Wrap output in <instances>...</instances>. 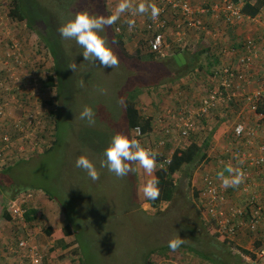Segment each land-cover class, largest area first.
Wrapping results in <instances>:
<instances>
[{
  "label": "rangeland",
  "instance_id": "obj_1",
  "mask_svg": "<svg viewBox=\"0 0 264 264\" xmlns=\"http://www.w3.org/2000/svg\"><path fill=\"white\" fill-rule=\"evenodd\" d=\"M63 1L62 6L57 4L58 0L31 2L33 5L37 4V11L43 17L42 20L37 21L45 22L42 25L38 23L36 30L30 29L26 21L11 19L9 11L13 4L12 0H0V71L1 76L9 78L7 90H0V134H9L13 149H16V151L11 148L6 149L9 153V162L34 155L27 164L20 162L19 166H14L11 177L18 179L21 188L26 189L17 190L12 195L6 192L0 193V210L7 212L5 203L17 194L33 192L34 196L28 207L39 202L37 207L40 210L34 221H27V226L29 228L31 223L32 226L41 229L40 233L43 232L45 239L42 243L45 247L43 246L42 250L47 254V262L52 259L58 264V255L76 247L84 264H144L147 254H150L155 264H214L203 258L204 255L200 256L188 251V247L184 249L185 252L180 249L175 252L167 250L163 253L161 251L150 253V251L154 248H162L173 238L182 239L185 244H194L192 239L194 235L189 230L197 228L199 222L201 223L198 228L200 238L194 245L201 247L198 245L201 239L210 242L207 235L211 234L208 228L203 226L208 218L202 210L201 202L195 197L196 187L193 186V181L198 184L204 172L219 173L224 170V167L218 168L217 165L218 159L223 157L221 152L225 150L228 141L222 143L223 147L217 148L216 158L208 156L209 159L197 161L194 167H186V170L175 173L177 188L173 199L170 202H162L156 207H153L143 195L142 187L152 175L146 173L139 163L135 165L131 162L130 166L135 171L123 178H117L106 167H101V164L105 160L104 150L116 133L129 134L130 139L138 140L143 146L156 150L165 158L170 157L176 147L185 146L186 139L177 137L178 133H173L176 137H172L173 135L168 137L163 146H158L160 137L154 130L139 138L137 132L134 129L130 130L125 121L126 97L128 95L137 97L136 104L141 113L152 117L155 126L160 124V120L166 119V123L167 119H170L168 110L175 111L186 102L193 107L198 106L193 96L195 92L198 94L200 92L199 83L205 84L214 68L222 66L224 63L221 62L224 60L218 65L209 66L208 60L204 58L205 55L200 54L197 62L192 63L189 56L186 63L179 64L183 65L181 67L173 58L175 56H172L181 45L172 42H169L171 47L165 51L166 53L151 57L145 51L146 28L141 25L137 31L130 32L124 22L129 18L127 10L114 23L115 27L107 26L102 33L119 58L117 67L104 68L98 61L96 63L85 61L82 55L83 49L74 40L62 38L58 29L72 17L73 13L82 11L81 9L89 11V7H100L104 2L107 3V8L115 13L120 0H82L76 10L65 12L61 7L66 6L67 2ZM93 1H100V4L95 5ZM223 1L211 0L210 3ZM132 4L133 10L139 5L134 2ZM145 5H149V2ZM98 11L99 9L95 8L94 14L99 15ZM262 15L260 20L264 24V10ZM102 16L107 17L106 12L105 14L102 12ZM210 17L211 14L209 17L206 16V22L209 23ZM211 20L215 21L209 23L213 30L214 26L225 24L220 19ZM243 22L246 21H241ZM118 27L121 28L126 48L133 57L125 56L112 40L110 34L114 33V29L117 31ZM39 31L42 34L48 33L53 44L58 46L59 57L63 58L58 64L59 73H56L61 80L58 87V102L63 105H60L62 113L59 116L63 128L58 132L56 146L54 118L49 112L57 109V88L43 85L49 74H55L53 71L55 59L51 49L43 44ZM261 32L264 37V29H261ZM189 35V39L195 36L194 32H190ZM243 35L245 38L254 37L260 43L261 37L254 33L243 32ZM236 36L237 43L239 40L243 41V36L240 34ZM200 37L208 39L206 36ZM12 40L19 43L23 59L20 65L10 63L8 68L14 67L16 72H14L15 77L10 78L12 71L3 70L2 60L10 50ZM189 44L186 46L191 55V51L198 49L200 45L198 42ZM226 58L234 61L235 56L229 52ZM200 61L204 64L203 70L198 67ZM73 63L78 65L75 72L70 68ZM260 72L264 75V68ZM178 75L181 77L179 81L185 79L181 81L184 84L181 90L189 98L187 101L173 96L177 87L167 80ZM258 77L264 76H256L255 79ZM49 99L51 102L47 103ZM163 103L169 105L166 111L162 108ZM234 103L237 104L236 101L231 104ZM84 106L93 109L95 123L89 124L87 120L80 119V112ZM29 111H34L37 117L32 124L21 126L22 132H19L16 121L25 117L22 123H27L26 117ZM207 123L210 121L205 122ZM205 134L207 133L203 134L202 140L206 139ZM25 135L30 138L29 141ZM193 135L201 134L193 132L191 137ZM172 138L175 141L169 140ZM81 155L88 156L95 163L99 171L98 180H91L84 170L75 166L77 158ZM4 162L5 160L0 161V168L4 166ZM190 172H193V175H190ZM31 185L37 188H32ZM229 193L236 197L238 188H235V191L229 190ZM41 195L47 201L42 202L45 204L40 202ZM11 221L14 222L12 218ZM67 222L76 224L75 234L67 236L64 240H55L53 233L52 235L47 233L50 226L55 231L61 229ZM22 228L28 230L26 227H21L19 228L21 233L24 232ZM35 237L37 236L34 235ZM213 241L215 246L212 251L216 252L218 240L213 238ZM245 242L241 240L240 244L246 246ZM211 245L212 243L202 247L206 249ZM231 250L240 252L236 247ZM54 251L56 255L53 259L51 255ZM243 256L248 260L251 259L249 256ZM258 261L264 264V259Z\"/></svg>",
  "mask_w": 264,
  "mask_h": 264
},
{
  "label": "built area",
  "instance_id": "obj_2",
  "mask_svg": "<svg viewBox=\"0 0 264 264\" xmlns=\"http://www.w3.org/2000/svg\"><path fill=\"white\" fill-rule=\"evenodd\" d=\"M132 2L136 4L149 2V5L155 3L159 8V15L156 19H152L149 8L146 11L148 14H140L130 9L127 20V23L128 21L135 22L131 30L137 31L141 25L146 28L150 50L158 54H163L171 47L166 41L165 34L169 27L167 22L169 17H173L177 42L183 41L188 32L206 30L205 18L209 17V13L214 14V17L225 15L226 19L231 22L246 17L252 19L242 14L239 7L229 0L212 3L209 7L194 4L192 0H132ZM117 30L121 31V28L118 27ZM226 52L235 55V62L224 64L217 69L213 77L215 84L199 99L198 106L193 107L186 102L175 111L168 110L167 114L170 119L164 123L161 131L163 137L157 144L163 146L167 141V136H172L173 133H178L177 137L188 138L196 130L198 122L208 117L213 108L219 105L230 106L236 97H243L245 104L257 115L258 124L249 126L245 120L239 118L233 126V133L225 134V141H228L227 146L223 157L218 159L217 165L218 168L231 165L234 170L242 171L241 183L235 187L224 188L218 172L209 171L203 173L198 184L193 182V186L198 190L204 214L211 220L220 235L233 237L232 239L237 238V240L240 237H247L246 246L239 243L238 245L252 251L257 258L264 259V112L258 110L259 102L264 99V77L258 79V84L252 91L244 93L238 91L252 79L251 70L256 62L264 68V46L258 43V39L248 37L242 51L227 49ZM22 59L19 43L12 40L10 50L6 52L2 60L3 70L12 71L10 78L15 77V68H8V66L11 62L20 65ZM1 75L0 71V90H7L9 78ZM36 117L34 111H29L26 117L28 118L27 123H22L25 117L18 119L16 121L18 131L22 132L21 126L32 124ZM134 130L141 135L139 127H135ZM26 138L30 140L28 136ZM11 140L9 134H0V161L5 160V164L10 160L6 149L14 150ZM169 158H163L158 162V168L165 167ZM228 175L227 173L225 176ZM235 188H238V193L236 197H233L229 190L235 191ZM33 196V192L19 193L6 202L7 212L20 228H28L26 213ZM26 232L25 236L18 238V249L14 248L17 253L24 252L22 256L26 258V261L20 264H44L43 250L33 242L34 234L29 229ZM50 264L57 263L51 260Z\"/></svg>",
  "mask_w": 264,
  "mask_h": 264
},
{
  "label": "trees",
  "instance_id": "obj_3",
  "mask_svg": "<svg viewBox=\"0 0 264 264\" xmlns=\"http://www.w3.org/2000/svg\"><path fill=\"white\" fill-rule=\"evenodd\" d=\"M33 0H12V7L9 11V16H11V19L23 22L26 21L27 26H29L30 29H36L38 30L36 27V25H38V23L41 25L45 22H38L37 20H42L43 17H41V13L39 14V12L37 11L38 6L33 5L31 2ZM106 1V0H104ZM132 1V0H131ZM233 5L239 6L240 12L246 16H250V17H256L258 16L260 13L263 12L264 10V0H229ZM57 2V1H56ZM62 2H64L63 0H58V5L62 6ZM66 6L61 7L62 10L65 12L66 10H76L78 5L82 2V0H66ZM95 3V5L100 4V1H93ZM193 2V0H192ZM60 3V4H59ZM79 3V4H78ZM194 3V2H193ZM215 3V2H214ZM195 4V3H194ZM212 4L209 2L202 4V6H206L209 7V5ZM76 8V9H75ZM95 8L99 9V15H102V12H106V15H112L114 12L111 11L110 9L107 8V3L104 2V4H102L100 7H89V12L91 14H94L95 12ZM82 11H85L87 9H81ZM88 11V10H87ZM80 12V10H79ZM113 12V13H112ZM53 13V11H52ZM128 14L129 10H128ZM145 14H148L145 12ZM178 14V13H177ZM210 14V13H209ZM211 17H214V14L211 15ZM218 18V20L220 19L221 21H223L224 24V29H227L228 31H232V25H234V22H231V20L226 19L225 15H220L219 17H215V19ZM128 20V19H127ZM168 21V29L167 32H165L166 34V41L169 44V42H172L173 44L175 43H179L181 46L178 47L182 49V47H187L186 45L190 43V39L189 36L187 35L185 37V39L181 42H177L178 40L176 39V29H175V24L173 23V17H169L167 19ZM236 21H238L236 19ZM48 22L51 24V22L48 20ZM125 24L127 25L128 29V23L126 21H124ZM206 30L201 31L199 33L202 34V36H209L212 33L216 34V30H213L210 26L209 23L206 22ZM113 27L114 24L112 25ZM52 27V24H51ZM134 30H130V32H133ZM41 31H39V35L41 36L42 40H43V44H45L47 47H49L54 55V59H55V64H54V73L55 74H49L47 79L43 82L44 86L47 87H56L57 88V94H56V100L58 102V95H59V90L58 87L60 86V79L59 77L56 75V73H59L58 70V64H60V60L63 59L62 57H59V49L57 45H54L53 42L51 41V39L49 38L48 33L46 32V34H42L40 33ZM151 34V33H150ZM171 34V35H170ZM213 34V35H214ZM110 36L112 37V40L115 42L116 47L118 49L121 50V52L127 56V57H133L132 54H130V52L127 50L126 48V43H125V38L123 35L122 31H116L114 29V33ZM151 36V35H150ZM149 36V37H150ZM148 39L146 38L145 40L147 42H144L147 46V49H145V51H147L146 53L149 54L151 57H154L155 55H158L157 52H153L150 50L149 44H148ZM245 42H246V38L244 39V41H242L241 45L238 48H235L236 51H242L244 49L245 46ZM190 45V44H189ZM225 45V44H224ZM224 45L221 47V50L225 53V49L226 47H224ZM234 49V48H230L229 50ZM143 50V49H142ZM210 49H206V48H198L195 49L193 51H191V55L190 59L192 61V63L197 62L196 60L199 59L200 54L205 55L204 53H207V51ZM176 51H179L176 49ZM185 58L188 60L189 56L184 53ZM175 59V57H173ZM212 58V57H211ZM214 59V57H213ZM215 60V59H214ZM177 65L178 62L176 61ZM203 65L202 61L199 62L198 67H200V70H203ZM179 66H183V65H179ZM217 69L213 72L210 71V73L212 72V75L214 77V74L216 73ZM209 72V71H207ZM178 78V79H176ZM181 77L178 75L177 77L175 76L174 78H170L167 79L169 82H171V85H175L177 88L174 90L173 92V96H176L177 98L183 100V101H187V95H185L184 93H182L183 91L181 90L183 88V83L181 81H179ZM263 78V77H261ZM166 85V84H165ZM119 86H121V84H119ZM210 88V87H209ZM135 96H131L128 95L126 97V101H125V118H126V123L127 126L130 130L134 129L135 127H139L141 129V135H139L138 137H142L144 135H148L154 128L153 123H152V117L150 116H144L139 107L137 106V102L136 99L137 97ZM189 100V98H188ZM51 102V99H49L47 101ZM62 104H60L58 102L57 105V109H53L49 112V114L51 115V117L54 118V122L53 124L55 125V130H56V135L57 138L55 139V146L57 145L56 143H58V138H59V131L63 128V126L60 124L61 118H59L60 114L62 113V106H60ZM218 107H222L223 105H219L215 108L212 109L211 113H214V111L216 109H219ZM224 109V108H223ZM167 109H165L166 111ZM259 111H263L264 112V99H262L259 102ZM207 118V117H206ZM206 118H202L201 121L202 122H206L204 120H207ZM216 122L214 125H216L212 131H210L209 133H207L206 135V139H203L202 141H199L197 138V135H193L191 137V134L188 138H186V145L185 146H179L176 147L173 151L172 154L169 158V162L165 167H161L158 168L157 163L160 162L161 160H163L164 156L162 154H160L159 152H157L155 150V152L157 153V163H156V169L153 171L154 174H151L152 176H155L158 178L159 180V188H160V196L157 200L155 201H150V204L153 207H156L158 204L162 203V202H170L175 194V189L177 188V184L176 181L174 179V174L181 171V170H186L185 168L187 167H194L195 164L197 163V161L199 160H205V159H209L208 157V147L210 145V143L214 140H218L221 137H223L226 134V131L228 129V124L226 122L225 117L222 114L219 115H215L214 116ZM129 135V134H128ZM191 137V138H190ZM160 139V138H159ZM167 140H168V136H167ZM170 140V139H169ZM172 141V140H170ZM60 142V141H59ZM48 147L46 146V149ZM54 148V146L51 148V150ZM45 149V150H46ZM14 151H16V149L14 148ZM154 151V150H153ZM34 157V155H31L30 157H22L19 160L16 161H12L10 163L5 164L2 168H0V193L3 194L4 192L8 193V194H14L18 191H21L22 189H26V188H21V184L19 183L18 179L12 178L11 176V172L13 170V168H15L14 166H17L18 163L20 164V162L22 163H28L30 162V160H32V158ZM12 163V164H11ZM134 164H138V162H134ZM19 166V165H18ZM221 168V167H219ZM225 169V168H224ZM137 170V169H136ZM190 175H193V172L189 173ZM137 180H138V176H137ZM32 188H37L36 186H32ZM41 187H39L40 189ZM195 197H197V199H199L200 201V197H199V193L198 190H195L194 192ZM55 199V198H53ZM58 201V200H57ZM61 202V201H60ZM201 202V201H200ZM5 203V202H4ZM62 205L64 206V204L62 203ZM30 207V208H29ZM27 213H26V218L28 221H34L36 219V214H37V209L34 206H29ZM5 210L7 211L6 208V203H5ZM9 214V213H7ZM200 214V212H199ZM67 219V218H66ZM201 226V223L199 222V224L197 225V228H192L189 231L194 235L193 236V241L194 244H197L199 237V229ZM205 228H208V231L211 235H207L209 241H204V240H200V243L198 245H201V247H197V245H194L192 243H190V245L188 243H182L180 245V247L178 249L180 250H186L188 247V251H192V253H195L197 255L200 254V256H203V258L211 261L214 264H260L258 260H261L260 258H257V256L250 250L242 247L241 245H238V243L240 244L241 240H245L248 241L247 237H240L238 238H234L233 237H228V236H223L220 235V233L215 229V227L212 225L211 220L208 219L207 223H204L203 225ZM203 227V228H204ZM75 230H76V224L67 222L65 225H63L61 227V229L58 230H53L52 227H50L47 231V233L49 235H52L54 238H56L55 240H64L67 236H70L71 234H75ZM53 231V232H52ZM207 231V232H208ZM189 232V233H190ZM213 238H215L216 240H218L217 243V248L218 250L212 251V248L215 246V242L213 241ZM244 238V239H243ZM212 243V245L209 248H203L202 246H206L207 244ZM182 246V247H181ZM238 248L240 250V252H233L231 250V248ZM177 249V250H178ZM167 250H171L168 247V244L163 245L162 248H154L150 251V253H156L157 251H161L162 253L167 251ZM184 250V252H185ZM51 255V254H50ZM55 251L52 252V257L54 259L55 256ZM243 255L245 256H249L251 259L248 260L246 259ZM47 254L44 253V264L47 263ZM52 260V259H51ZM50 260V261H51ZM57 260L59 261L58 264H84L80 254L78 253V249L75 247L71 250H69L68 252H64L60 255H58ZM53 261V260H52ZM144 264H155L154 261L152 260V258L150 257V254H147L146 260L144 262Z\"/></svg>",
  "mask_w": 264,
  "mask_h": 264
},
{
  "label": "clouds",
  "instance_id": "obj_4",
  "mask_svg": "<svg viewBox=\"0 0 264 264\" xmlns=\"http://www.w3.org/2000/svg\"><path fill=\"white\" fill-rule=\"evenodd\" d=\"M132 8L131 0H120L115 13L107 17L91 14L87 10L76 12L61 25L58 31L62 38L74 40L83 49L82 55L85 61L95 63L98 61L104 68H115L118 66L119 58L102 33H104L107 26H112L122 13ZM149 8L151 9L152 19H156L159 15V8L155 3L146 6L145 3L141 2L135 7V12L144 14ZM128 24L131 30L135 22L128 21ZM77 66L76 63H73L70 68L75 72ZM94 116L95 113L89 106H84L80 112V119L87 120L89 124L95 123ZM237 132H239V129H237ZM103 155L105 160L102 162L101 167H106L117 178H123L130 172L135 171L130 166L131 162H138L150 176L157 163V153L155 151L146 148L138 140L130 139L128 135L121 133H116L111 137ZM75 166L84 170L91 180L96 181L99 179V171L88 156H79ZM225 172L229 175L225 176ZM218 177L221 179L224 188L235 187L241 183L243 173L242 171L234 170L231 165H228L223 171L218 173ZM142 192L148 200H157L160 196L158 178L151 176L147 183L143 185ZM182 243V239L173 238L169 241L168 247L175 252Z\"/></svg>",
  "mask_w": 264,
  "mask_h": 264
},
{
  "label": "crops",
  "instance_id": "obj_5",
  "mask_svg": "<svg viewBox=\"0 0 264 264\" xmlns=\"http://www.w3.org/2000/svg\"><path fill=\"white\" fill-rule=\"evenodd\" d=\"M209 1H211V0H193V2L197 5H202V4H205ZM262 13H260L256 17H252V19L249 17H246L243 20H238V21L234 22V25L231 26L232 31L223 30L224 27L222 26V24H220L219 26H214V30H216V34L213 33L214 35L207 36L208 39H202L203 37H200V36H202L201 33L194 32L195 36L190 37V43L192 44L194 42H198V44L200 45V46H198V48L210 49L207 51V53H204L205 54L204 58H206L208 60L207 63L210 64L209 66L218 65L222 60H224V62H221V64L222 63H224L225 65L227 63L233 64L235 61H231V60L226 58V54H228L229 52L224 53V50L222 52L221 47L225 44L224 47H226V48H234V49L238 48L241 45L242 41L239 40L238 41L239 43H237L236 40H238V37L236 35L240 34V36H243V41H244L245 37L243 35V32H247V34H249L251 32V33L256 34L257 36H260L261 38L259 39V42L261 45L264 46V37H262V32H261V29H264V24L260 20V17L263 16ZM211 19H215V17L209 18L210 22H212V23L215 22ZM216 19L218 20V18H216ZM241 21H246V22L241 23ZM247 29H250V30L247 31ZM189 34H190V32L187 33V35H189ZM205 42H207V43H205ZM195 49H197V48H195ZM178 50L179 51L174 52V54H172V56H175L178 54H182L184 56V53H186L189 56L190 50L187 47L186 48L182 47V49L179 48ZM225 50L227 51V49H225ZM213 57L215 60L213 59ZM209 58L211 61H209ZM186 61H187V59H186ZM217 68H219V67L216 66V68H214V71ZM261 69H263V67H261L258 64V62H256L254 65V68L251 70V73H252L251 78H252L253 82L250 81V82H248V84H245V86L242 87V89L238 90V91H240L239 93L252 91L257 86L258 79H260V77H258L257 79H255V77L256 76H264L263 73L260 72ZM182 80L185 81V79H182ZM214 84H215L214 78H213V75L211 73L210 76L208 77V79L206 80L205 84L199 83L200 92H199V94L197 92H195V95L193 96L195 98V100H197V102H199V99H201L203 97V95L208 91L209 87L211 88ZM201 93H204V94H201ZM235 101L237 102V104H235V103L233 105L230 104V106L223 105L224 109L222 107H218L219 109H216V112L210 113L208 115V117L206 118L207 120H204V121H210V123L205 124L201 120L198 122L196 130L193 132L201 134L199 136L197 135V138L199 141H202V136L204 133H209L216 126V125H214L216 122V120L214 118L215 115L222 114L225 117L226 122L228 124V129H227L226 133H233L232 132L233 126L235 125V123L237 122V120L239 118H243L245 120V122L247 123V125H249V126H256L258 124L257 115L253 111L250 110L249 106H247L245 104L243 97L238 96V97H236ZM172 105L175 106L174 103H172ZM168 106L169 105H167V104H164V103L162 104V108L166 109V107H168ZM239 109H240V111L238 112ZM165 121H166V119L164 121L160 120V124H156V126L153 123V126H154L153 130L155 132L159 133L160 139L163 137L162 136L163 133H161V131L165 125L164 124ZM206 135L207 134H205V137H206ZM172 137H176V134H173ZM170 140L175 141L173 138ZM224 141H225V135L216 141L213 140L210 143V144H212L211 147H210V145L208 147L209 148L208 149V156H213V159L216 158V153H217L216 150H217V148L223 147L222 143H224ZM213 144L215 147L213 146ZM223 152H224V150L221 152L222 155H223ZM40 202L41 203L47 202L42 195L40 198ZM38 204H39V202L33 204L34 207L37 209V212L40 210V208L37 207ZM42 204H45V203H42ZM19 228H20V226L18 224L11 221L10 214H7V212L0 210V264H20L21 262L26 261V258H24L22 256L24 252L17 253L14 251V248L18 249V247H19L18 242H17L18 238L25 236L24 234L26 233V231L23 228L22 229L24 232L21 233ZM28 229L35 236H37L34 238L33 242H36L37 246H40L41 249L43 246L45 247V244L42 243V241H44L45 238L42 235L43 232L40 233L41 229H39L35 225L32 226L31 223H30V226ZM38 233H39V235H38ZM12 237H15V239H12ZM46 264H50V262L48 261Z\"/></svg>",
  "mask_w": 264,
  "mask_h": 264
},
{
  "label": "water",
  "instance_id": "obj_6",
  "mask_svg": "<svg viewBox=\"0 0 264 264\" xmlns=\"http://www.w3.org/2000/svg\"><path fill=\"white\" fill-rule=\"evenodd\" d=\"M175 60L178 62V64L186 62V59L182 54L175 55Z\"/></svg>",
  "mask_w": 264,
  "mask_h": 264
}]
</instances>
